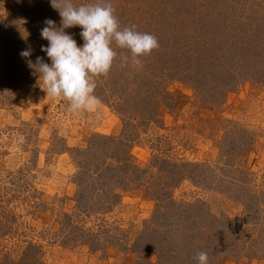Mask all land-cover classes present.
Returning <instances> with one entry per match:
<instances>
[{"label":"rangeland","instance_id":"374dc122","mask_svg":"<svg viewBox=\"0 0 264 264\" xmlns=\"http://www.w3.org/2000/svg\"><path fill=\"white\" fill-rule=\"evenodd\" d=\"M3 2L0 14L16 10L12 0ZM109 2L121 27L135 25L160 46L141 58V68L116 57L108 75L96 78L95 114H71L68 102L47 96L39 79L13 103L0 100V217L12 227L0 239V264L17 242L41 246L43 264H160L158 255L169 250L181 264L173 249L183 229L204 247H220L230 236L232 253L216 256L215 264H264V0ZM66 31L83 44L82 29ZM26 34L15 44L34 52L47 46ZM96 136L132 140L126 156L146 174L118 191L120 203L104 216L109 232L92 251L65 241L58 224L76 207L77 151ZM229 138L235 152L223 143ZM159 190L166 201L154 194ZM165 205L187 208L196 222L202 216V235L179 211L184 226L167 221L161 231L169 239L158 247L153 241ZM88 220V227L100 223Z\"/></svg>","mask_w":264,"mask_h":264},{"label":"trees","instance_id":"16d2710c","mask_svg":"<svg viewBox=\"0 0 264 264\" xmlns=\"http://www.w3.org/2000/svg\"><path fill=\"white\" fill-rule=\"evenodd\" d=\"M1 2L6 4L3 0H1ZM6 2H8V0H6ZM12 5L16 7L15 11H10L8 9L4 11L3 9L4 13L0 14V45L1 43L3 44V46L0 47V100L8 101L9 103L16 101L22 87L31 86V84L33 85L39 79V76L34 75L28 68L26 61L21 58L20 52L24 50V48H22L19 43L15 44L16 40L23 42L26 37H28L26 33L33 34L40 38V30L46 19H51L55 22L58 20L60 21L58 12L53 10L50 6V0H12ZM116 13L115 10V14ZM123 15L125 14L123 13ZM5 32H8L9 35L4 36ZM171 38L172 37H170V39ZM165 40L167 41L163 43V45L165 44L164 46H168L169 37ZM81 45L82 43L78 44V46ZM40 48L41 45H38L31 59L34 62L36 56H44L45 62L50 64V61L47 59L46 55L40 51ZM118 55L125 56L129 55V53L125 50H121L117 52V56ZM119 61L125 64L121 58ZM130 61L129 59L126 64L129 65ZM212 61L214 60L211 59V62ZM115 84H117L116 81H114L113 85ZM97 87H101L98 80ZM99 90L101 91V89ZM154 91L153 93L155 95L158 94L156 90ZM149 98L154 100L151 95ZM131 141L132 140H127L126 138L111 139L109 137L96 136L92 139L85 151H77L81 153V160L78 163V171L76 173V183L78 185V192L75 199L76 207H74L72 214L64 215L58 224L62 238L68 243H76V245L88 247L92 251L100 249L101 235L109 232L104 216L110 214L120 203L121 195L118 191L130 187L134 183L141 182L143 176L146 174L144 171H140L138 167L132 165L128 160L129 157L126 156L127 151L130 149ZM112 142L113 147H111ZM223 143H227V148H229V150L231 149L233 152L237 150V143L234 138L225 139ZM245 143L247 142L245 141ZM110 150L113 151L110 153ZM124 154L126 157H124ZM171 166L177 168L188 165L186 163L185 165L182 163H173ZM229 168L233 167L230 166ZM138 173L140 174L135 179V175ZM182 174V172L179 173L181 176L180 180H183ZM177 183L179 182H176V184ZM166 184L167 183H164L162 187H165ZM154 194H157V197L161 201H166L168 199H165V197L162 199L163 195L160 190ZM163 208L166 211L163 212L165 213L164 215L158 217V221L162 218L161 224L160 222L156 224L157 231H155V241H153L158 244V247H160L162 239L164 241L169 239L168 237H164L166 234L164 231H161L166 226L167 221L170 222V219L176 220L177 222L182 221L183 227L184 221L182 219V214H185V220L192 219L188 215L189 212L186 211L187 208H185L186 210H177L175 207L171 209L166 205ZM2 209L5 208L2 207ZM179 211L182 214L179 213ZM179 214L181 215L179 216ZM4 216L0 217V239L2 237H7L12 229L10 223ZM201 217L202 216L199 217L197 222L192 219L194 221L192 226L200 235H202L203 231L200 233L199 229L201 228L202 230V225L205 222ZM88 219H95L96 221H100V223L88 227L90 221ZM186 230L187 229H183L180 232V237L173 249L180 256L181 264H185L187 261V264H197L196 258L202 251L208 253L209 264L216 263V256H227L232 253L229 247H226L227 244L230 243V236L222 240L223 242L220 247H218L219 245H215V242H213L214 245L209 244L208 247H204L203 241H201L199 236H196L193 232H191L192 235H189V231ZM107 240H109L110 244L113 238L109 237ZM22 244L26 245L23 246ZM205 245H207V243ZM12 247V253L7 252L1 264H43L41 257L44 253L41 246L32 242H17L14 243ZM210 248L212 249L211 252L209 250ZM191 249L195 250L196 253H194V255L189 254ZM172 255V250L162 252L161 256L158 255L160 264H175L176 259Z\"/></svg>","mask_w":264,"mask_h":264},{"label":"clouds","instance_id":"9594fccd","mask_svg":"<svg viewBox=\"0 0 264 264\" xmlns=\"http://www.w3.org/2000/svg\"><path fill=\"white\" fill-rule=\"evenodd\" d=\"M50 6L58 12L59 26L51 19L44 21L40 37L47 41L41 45L44 56H36L29 45L20 52L34 75L39 76L47 96L63 97L68 111L73 115L97 113L101 104L95 94L96 78L107 76L117 57L116 48L129 55L121 59L141 68L142 57L149 56L159 48L157 38L138 31L135 25L121 27L115 9L109 0H89L77 4L75 0H50ZM79 27L83 44L78 46L73 35L66 30ZM197 264H209L207 252H200Z\"/></svg>","mask_w":264,"mask_h":264}]
</instances>
